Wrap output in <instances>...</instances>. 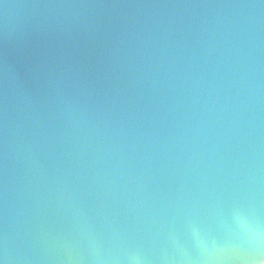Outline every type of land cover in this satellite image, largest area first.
Here are the masks:
<instances>
[{
    "label": "water",
    "instance_id": "water-1",
    "mask_svg": "<svg viewBox=\"0 0 264 264\" xmlns=\"http://www.w3.org/2000/svg\"><path fill=\"white\" fill-rule=\"evenodd\" d=\"M258 243L264 0H0V260L240 264Z\"/></svg>",
    "mask_w": 264,
    "mask_h": 264
},
{
    "label": "clouds",
    "instance_id": "clouds-1",
    "mask_svg": "<svg viewBox=\"0 0 264 264\" xmlns=\"http://www.w3.org/2000/svg\"><path fill=\"white\" fill-rule=\"evenodd\" d=\"M256 237H259V232ZM236 259L240 261V264H264V247H261L258 243L249 255L237 256ZM0 264H5V261L0 260ZM202 264H230V262L220 256L210 253L208 258L202 261Z\"/></svg>",
    "mask_w": 264,
    "mask_h": 264
}]
</instances>
